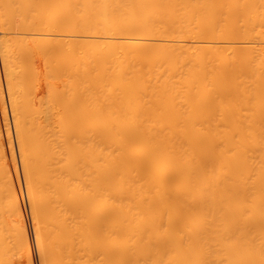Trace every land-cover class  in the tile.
<instances>
[{
    "label": "bare ground",
    "instance_id": "bare-ground-1",
    "mask_svg": "<svg viewBox=\"0 0 264 264\" xmlns=\"http://www.w3.org/2000/svg\"><path fill=\"white\" fill-rule=\"evenodd\" d=\"M0 59V264L25 190L41 264H264V0H0Z\"/></svg>",
    "mask_w": 264,
    "mask_h": 264
},
{
    "label": "rangeland",
    "instance_id": "rangeland-1",
    "mask_svg": "<svg viewBox=\"0 0 264 264\" xmlns=\"http://www.w3.org/2000/svg\"><path fill=\"white\" fill-rule=\"evenodd\" d=\"M245 43H248V42H241L242 45L240 44V42L238 43V41H237V42H234V44L237 45V46H239V47H242V46L244 47V46L248 45V44H245ZM253 43H254V42H252V43L249 42V45H250V44L252 45ZM218 45H219V46H220V45H221V46H225L224 43H223V45H222L221 43L218 44ZM0 66H1V67H0V74H1V78H2L1 82H3V84H4V85L2 84V86H3V91L5 90L4 93H5V92L7 93V90L5 89L6 86H5V80H4L3 70H2L3 68H2V64H1V59H0ZM6 93L4 94L5 99H6V100H5V102H6L5 104L9 105L8 102H7V101H8V99H7L8 96H7ZM6 96H7V97H6ZM6 108H7V111H8V109L10 110L9 106H8V107L6 106ZM8 113H9V119H10V122H11L12 119H11L10 111H8ZM11 123H12V122H11ZM13 142H14V145H15L14 148H15V147L17 148V145H16V141H15V139H13ZM16 148H15V149H16ZM15 153H16V157H17V161H18V166H19V167H18V170H19L18 172H19V174L21 175V176H19V177H20L19 180H20V182H21V187H22L21 190L24 191L26 188L24 187V186H25V184H24L25 182H24V180L22 179L24 176H23L22 173H21V172H22V171H21L22 168H20V164H19L20 162H19V156H18V151H17V149H16V152H15ZM25 192H26V190L24 191V193H25ZM24 193L22 192V194H23V201H24V204H25V205L23 204V205H24V206H23V207H24L23 210H24V215L27 213V214L25 215V219H26V223H27L28 235H29V237H32V238H30V239H31V242H32L33 254H34V255L36 254L35 256L33 255V261H34L35 264H41V263H40V262H41V261H40L41 259H39L40 257L37 255V251H36V250H37V247H36V244H34V243H36V242H35V239H34V234H33V233H34V232H33V231H34V228H33V226H32L33 224H31V222L33 221V220H32L33 217L31 216L32 219L29 218L30 215H31V213L28 212V211H29V207H28V203H29V201H26V200H27V196H26V194H24ZM24 196H25V198H24ZM28 200H29V199H28ZM26 203H27V204H26ZM25 207H26V208H25ZM27 210H28V211H27ZM29 214H30V215H29ZM27 218H28V219H27ZM33 239H34V240H33ZM33 244H34V245H33ZM34 257H35V258H34ZM37 257H39V258H37ZM38 260H39L40 262H39Z\"/></svg>",
    "mask_w": 264,
    "mask_h": 264
}]
</instances>
